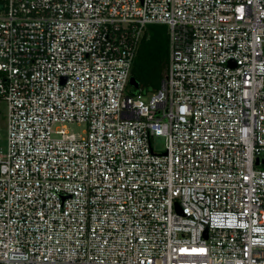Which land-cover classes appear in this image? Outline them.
Here are the masks:
<instances>
[{"label": "built area", "instance_id": "built-area-1", "mask_svg": "<svg viewBox=\"0 0 264 264\" xmlns=\"http://www.w3.org/2000/svg\"><path fill=\"white\" fill-rule=\"evenodd\" d=\"M0 102V264H264V0H2Z\"/></svg>", "mask_w": 264, "mask_h": 264}, {"label": "trees", "instance_id": "trees-1", "mask_svg": "<svg viewBox=\"0 0 264 264\" xmlns=\"http://www.w3.org/2000/svg\"><path fill=\"white\" fill-rule=\"evenodd\" d=\"M167 59V25L147 24L131 65L130 77L138 85L132 92L146 95L157 90L165 73Z\"/></svg>", "mask_w": 264, "mask_h": 264}, {"label": "rangeland", "instance_id": "rangeland-1", "mask_svg": "<svg viewBox=\"0 0 264 264\" xmlns=\"http://www.w3.org/2000/svg\"><path fill=\"white\" fill-rule=\"evenodd\" d=\"M6 105L4 102H0V144L4 148L6 146ZM68 130L74 133H81L83 130L82 125L69 124ZM163 146V141L160 138L156 139V147L161 148Z\"/></svg>", "mask_w": 264, "mask_h": 264}, {"label": "water", "instance_id": "water-1", "mask_svg": "<svg viewBox=\"0 0 264 264\" xmlns=\"http://www.w3.org/2000/svg\"><path fill=\"white\" fill-rule=\"evenodd\" d=\"M129 84L133 87V88H137V82L135 81V79L133 77L129 78ZM264 164V159L261 161ZM255 164H258V160H256Z\"/></svg>", "mask_w": 264, "mask_h": 264}]
</instances>
